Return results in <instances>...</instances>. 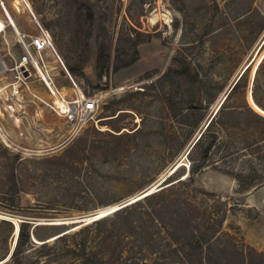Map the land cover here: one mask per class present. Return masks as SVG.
Instances as JSON below:
<instances>
[{"label":"rangeland","instance_id":"1","mask_svg":"<svg viewBox=\"0 0 264 264\" xmlns=\"http://www.w3.org/2000/svg\"><path fill=\"white\" fill-rule=\"evenodd\" d=\"M27 51L73 98L60 55L98 112L73 130L29 66L0 133V259L27 220L26 264H188L197 211L180 201L217 204L221 234L264 249V169L247 189L233 174L264 168V0H0V72Z\"/></svg>","mask_w":264,"mask_h":264},{"label":"trees","instance_id":"2","mask_svg":"<svg viewBox=\"0 0 264 264\" xmlns=\"http://www.w3.org/2000/svg\"><path fill=\"white\" fill-rule=\"evenodd\" d=\"M262 60H264V58ZM240 80H238V82L234 85L232 91L241 87L239 84ZM255 100L261 105V102L257 99V97H255ZM214 120L215 117L209 122L205 131L198 138L195 145L203 139L207 131H210L215 122ZM262 121H264L263 118ZM215 134V140L220 138L217 137V132H215ZM206 152H208V150H206ZM256 168L257 169L251 167V169H248L245 167L240 171L233 173L235 174V177H237L239 186L242 189L251 188L255 184L259 185L262 183L260 172H262L264 168H259L257 166ZM248 171H251V173H248ZM181 181L182 180H180V182ZM156 194L157 191L143 198H147L152 195L154 196ZM178 206H183L182 211L188 210L187 213L190 211H197L195 214L196 225L194 226L196 234L190 231V233L187 232V235H185L186 243L189 244V247L195 249L197 254L196 259H191L192 250L188 251V264H264V249L262 251L257 250L255 247L246 243L243 239L232 233L226 232L225 234H221V229L219 227L223 225L225 217L221 220V211H219V206L217 204L211 205L203 201H199V207L189 208V206L193 205L187 203V201H180ZM178 208L179 209L173 210L175 215L180 214L181 208ZM27 224H29V221L27 220H23L19 223V231H16L17 229L15 230V226H13L15 234L18 232L16 247L11 255H9V251V256L7 255L0 259V264L7 263L9 261H12L13 264H26L22 258L24 255V251L22 250L24 243L31 242V244L34 245V240L31 239V234L29 229H27ZM177 229L178 227H170L171 233L173 230L176 231ZM61 234L62 235L58 236V238L65 236L64 233ZM192 242H194V245H192Z\"/></svg>","mask_w":264,"mask_h":264},{"label":"built area","instance_id":"3","mask_svg":"<svg viewBox=\"0 0 264 264\" xmlns=\"http://www.w3.org/2000/svg\"><path fill=\"white\" fill-rule=\"evenodd\" d=\"M30 45L36 51H42L49 47H53V39L50 33L42 29L41 32L34 36L30 42ZM30 65H33L42 76L48 91L52 97H54L53 104H51V108L58 114L63 115L66 118L67 124L73 128V130H79L87 123H90L95 120L96 114L98 112V95L94 96H86L79 84L71 78L72 87L75 93L73 98H67L62 94V91L56 86L53 79L39 68L38 62L32 59L31 54L27 51L20 59L19 65L16 70L13 68L5 67L3 71L4 73L8 70H12V75L9 77V83L5 86L0 87V133H5L6 129L3 124V119L6 114L10 117H14L16 122H19L20 117L17 118L13 113L15 104L12 102H8L9 100H13L16 98V101L20 103L19 98L22 97L21 86L25 78L30 77L31 69ZM28 73V75H26ZM49 78V79H48ZM9 88V92H6L5 89ZM34 96H37L34 94ZM56 98L61 101V105L56 102ZM18 124V123H17ZM19 126V125H18ZM25 132L21 128H19V134L23 135Z\"/></svg>","mask_w":264,"mask_h":264},{"label":"bare ground","instance_id":"4","mask_svg":"<svg viewBox=\"0 0 264 264\" xmlns=\"http://www.w3.org/2000/svg\"><path fill=\"white\" fill-rule=\"evenodd\" d=\"M27 4V6L29 7V4L28 3H26ZM7 13H8V11H7ZM8 16H10L9 15V13H8ZM9 21H10V23L13 25V26H15V24H14V21H13V19L10 17V19H9ZM263 57H264V53H263V55L261 56V58L259 59V62L256 64V67H257V65L259 66V63H261V60L263 59ZM37 62V61H36ZM38 65H39V68L43 71V69H42V67L40 66V64L38 63ZM256 67H255V69H256ZM44 73V72H43ZM45 74V73H44ZM253 98V97H252ZM252 101H253V99H252ZM59 105H61V101L59 100V101H56ZM253 103H254V105L260 110V111H262L263 113H264V110H262L261 108H259L257 105H256V103L253 101ZM153 192V191H152ZM151 192V193H152ZM150 193V194H151ZM145 195L144 196H142V197H140V198H138L137 200H140L141 198H143V197H145V196H147V194L146 193H144ZM149 195V194H148ZM136 200V201H137ZM133 201V200H132ZM136 201H134V202H136ZM131 202V201H130ZM115 209H117V208H115ZM107 213H106V211L105 212H103L102 214H100L99 216L101 217L102 215H106ZM13 222V221H12ZM13 223H15V222H13ZM59 223V222H58ZM15 226H17V224L15 223ZM17 231V230H16ZM18 231H19V225H18ZM17 239H18V233H17V236H16V238H15V241H16V244H17ZM15 244V245H16ZM15 247L16 246H13L12 245V250H14L15 249Z\"/></svg>","mask_w":264,"mask_h":264},{"label":"crops","instance_id":"5","mask_svg":"<svg viewBox=\"0 0 264 264\" xmlns=\"http://www.w3.org/2000/svg\"><path fill=\"white\" fill-rule=\"evenodd\" d=\"M57 62H58V64H60L59 66H60V68H61L62 70H65V71L68 72V77H69V79L71 80V78H73L72 75H71V72H70L69 68L67 67V65H66L65 61L63 60V58H62L60 55H58V54H57ZM7 84H8V83H7ZM7 84H6V85H7ZM2 86H5V85H0V87H2ZM7 88H8V87H7ZM7 88H6V90H7ZM6 90H5V91H6ZM8 90H10V89H8ZM8 90H7L6 92H8ZM20 118H22V117H20Z\"/></svg>","mask_w":264,"mask_h":264},{"label":"water","instance_id":"6","mask_svg":"<svg viewBox=\"0 0 264 264\" xmlns=\"http://www.w3.org/2000/svg\"><path fill=\"white\" fill-rule=\"evenodd\" d=\"M5 10H6V8H5ZM6 11H7V10H6ZM26 75H28V73H26ZM251 97H252V96H251ZM252 99H253V98H252ZM253 101H254V100H253ZM217 111H218V109H217ZM162 186H163V185H162ZM162 186H160V188H161ZM82 223H84V222H82ZM14 224H15V223H14ZM15 229H17V226H15ZM15 244H16V241L14 240V242H13V246H16ZM12 249H13V248H12ZM12 249H11V251H13Z\"/></svg>","mask_w":264,"mask_h":264}]
</instances>
